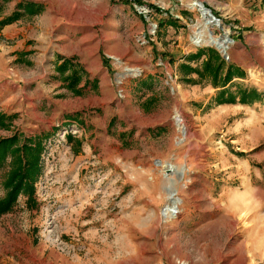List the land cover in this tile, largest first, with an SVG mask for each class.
I'll list each match as a JSON object with an SVG mask.
<instances>
[{
	"label": "rangeland",
	"instance_id": "rangeland-1",
	"mask_svg": "<svg viewBox=\"0 0 264 264\" xmlns=\"http://www.w3.org/2000/svg\"><path fill=\"white\" fill-rule=\"evenodd\" d=\"M108 1L126 4L141 17L145 29L131 37L141 53L148 50L143 44H153L143 58L114 57L109 68L114 88L147 71L155 80L147 79L160 89L161 84L178 89L180 98H166L167 119L146 127L140 117L129 116L126 104L120 117L110 102H88L77 110L66 106L68 112L58 113V101L53 106L46 93L49 74L26 70L13 77L18 84L5 83L11 92L18 86L25 92L22 102H14L12 95L0 99V137L15 133L20 142L39 136L42 149L31 195L20 191L10 206L16 205L13 232L0 239V264H264V0H200L220 22L213 35L222 37L226 31L232 41L225 55L213 44L192 42L202 27L192 0ZM106 2L59 0L71 18L95 17L85 26L96 31L107 16L96 20ZM32 3L0 0V29L23 12L36 13L44 5L49 9V0L34 8ZM151 4L167 9L176 25L163 20L156 26L166 15ZM13 32L7 37L0 33V44L12 42ZM164 35L165 44L154 41ZM198 46L215 48L225 63L243 69V76L232 78L231 91L255 87L262 98L214 103L218 87L209 76L179 67L184 62L200 69L205 54L184 59ZM174 64L175 77L168 75ZM122 93L118 90L113 99L120 100ZM92 95L103 93L93 87L81 97ZM9 158L0 167V180ZM167 163L171 169L164 171ZM171 188L179 198L178 211L163 217ZM4 191L0 184V196ZM13 241L21 251L12 250Z\"/></svg>",
	"mask_w": 264,
	"mask_h": 264
},
{
	"label": "crops",
	"instance_id": "crops-1",
	"mask_svg": "<svg viewBox=\"0 0 264 264\" xmlns=\"http://www.w3.org/2000/svg\"><path fill=\"white\" fill-rule=\"evenodd\" d=\"M30 1L33 2L31 8L38 7L43 2ZM106 1L101 7L102 11L96 16V20L101 19L102 14L107 12L101 24L102 28H98L97 31L91 26L88 28L85 26L95 17L71 18L59 0H49V9L44 5L38 12L32 14L25 13L19 8L18 10L23 12L21 16L0 29V33L7 37L12 28L14 32L11 36H15L12 42L0 44V99H10L12 95L14 102L16 99L22 102L24 100L22 94L25 92L22 87H14L11 92L3 86L5 83L9 85L15 75L21 76L26 70H31L30 74L35 76L49 74V90L46 93L49 92V103L53 106L55 101H58L56 104L58 113L68 112L66 106L71 110H77L88 102H110L115 109L116 117H120L121 108L126 104L132 111L129 116L140 117V123L146 127L165 121L169 116L166 98L179 99L178 89L173 90L171 86L166 87L164 84H161L163 89H160V84L155 85L152 81L155 78L147 71L144 73L145 77L131 78L132 82H123L120 88H114V77L109 76V68L114 57L136 59L142 55L143 58L149 54V48L153 44L149 41L143 44L141 47L147 46L148 50L141 53V50L131 42L132 36L145 29L141 17L126 4ZM166 25L171 27L169 24ZM145 31L147 32V29ZM147 37L152 40L151 36ZM165 39V35L158 36V40L154 41L160 45L165 44ZM101 54L107 57V63L103 62ZM174 71L175 64L168 75L175 77ZM114 74L120 75V72ZM148 75L152 80L147 79ZM12 83L18 84L15 80ZM93 87L102 91L103 96L92 95L88 100L81 97L82 93L93 91ZM118 90L123 92V96L120 95L123 98L115 101L113 98ZM73 91H80L81 95L74 94ZM56 94L59 96H55ZM135 96L138 98L135 99ZM28 203L30 204L29 201ZM15 206L0 215V239L3 236L10 237L13 232L10 220ZM20 246L17 241H13L12 250L21 251ZM40 247L42 248V245ZM47 252L49 253V250Z\"/></svg>",
	"mask_w": 264,
	"mask_h": 264
},
{
	"label": "trees",
	"instance_id": "trees-1",
	"mask_svg": "<svg viewBox=\"0 0 264 264\" xmlns=\"http://www.w3.org/2000/svg\"><path fill=\"white\" fill-rule=\"evenodd\" d=\"M151 7L158 12L163 11L166 15L164 19L156 22V26L163 20L167 24L176 25L177 18L167 9H161L153 4ZM202 54H205V59L201 60L200 69L184 62L180 63L179 67L187 72L194 71L199 76H209L213 86L218 87L213 95L214 103L234 102L235 100L241 103H250L262 98L261 91L255 87L236 86L235 91L230 90L229 84L232 78L243 76L244 71L232 62L225 63L215 48L198 46L194 51L187 52L184 59L196 60ZM2 118L3 114L0 113V122ZM40 140L39 136H34L26 137L19 142L18 135L15 133L0 137V167L6 156H10L8 171L5 177L0 180V184L5 190L0 196V213L10 208L20 191H24L27 196L31 195L33 182L40 171L39 152L42 149Z\"/></svg>",
	"mask_w": 264,
	"mask_h": 264
},
{
	"label": "bare ground",
	"instance_id": "bare-ground-1",
	"mask_svg": "<svg viewBox=\"0 0 264 264\" xmlns=\"http://www.w3.org/2000/svg\"><path fill=\"white\" fill-rule=\"evenodd\" d=\"M194 1V2H193ZM195 5V7L198 9L199 13H200V17H201V28L197 29L194 33V36L191 38L192 42L194 43H200V42H206L211 44H216L217 48L222 50L224 49V51L226 52V48L228 47V44L232 41L231 39H226L223 40L222 37H217L215 35H213L212 33V28L215 25H219V20L214 21V20H210L207 16H205L204 14H202V10L201 8L197 5L196 0H192L191 1V6ZM136 70L130 71L131 73H134ZM176 122L177 125L179 126V129L181 130L182 134L185 133V127L182 121V117L179 114H176ZM158 161V160H157ZM157 163L160 164V161H158ZM167 166L169 167V169H171V165L169 166V163H167ZM181 170H179L180 172ZM173 192L172 194V199H170V204L167 205L166 208H164V210L162 211L161 215L163 217H168L171 215L176 214V212L178 211V202H179V198L177 196H174V192L175 189L171 188L169 189V192ZM182 264H186V263H182Z\"/></svg>",
	"mask_w": 264,
	"mask_h": 264
},
{
	"label": "water",
	"instance_id": "water-1",
	"mask_svg": "<svg viewBox=\"0 0 264 264\" xmlns=\"http://www.w3.org/2000/svg\"><path fill=\"white\" fill-rule=\"evenodd\" d=\"M193 2H194V1H193ZM196 3H197V5L201 8V10H202V14H204L205 16H207L210 20H214V21H217V20H218V17L215 16V15L210 11V8H209L208 6H206V5H204L202 1L197 0ZM229 38H230V37L227 35V32H226V31L222 32V39H223V40H226V39H229ZM213 45H214L215 48H217V45H216V44H213ZM217 49H218V48H217ZM218 51H220L223 55H225V51H224V49H222V50L218 49ZM163 166H164V167H163V170H164V171H168V170H170L169 167L167 166V164H166V165H163ZM177 173H179V171H177ZM172 194H173L172 191L169 192V194H168V198H169V200L172 199Z\"/></svg>",
	"mask_w": 264,
	"mask_h": 264
},
{
	"label": "built area",
	"instance_id": "built-area-1",
	"mask_svg": "<svg viewBox=\"0 0 264 264\" xmlns=\"http://www.w3.org/2000/svg\"><path fill=\"white\" fill-rule=\"evenodd\" d=\"M150 25H151V26H155V23L151 22ZM153 30H154V29H152V31H153Z\"/></svg>",
	"mask_w": 264,
	"mask_h": 264
}]
</instances>
